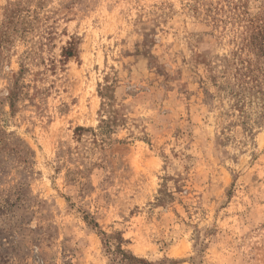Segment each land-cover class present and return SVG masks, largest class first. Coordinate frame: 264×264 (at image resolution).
<instances>
[{"label":"rangeland","instance_id":"374dc122","mask_svg":"<svg viewBox=\"0 0 264 264\" xmlns=\"http://www.w3.org/2000/svg\"><path fill=\"white\" fill-rule=\"evenodd\" d=\"M234 56L264 0H0V264H264Z\"/></svg>","mask_w":264,"mask_h":264},{"label":"trees","instance_id":"16d2710c","mask_svg":"<svg viewBox=\"0 0 264 264\" xmlns=\"http://www.w3.org/2000/svg\"><path fill=\"white\" fill-rule=\"evenodd\" d=\"M63 52L66 56L74 55V44L71 43L69 47L64 48ZM230 65L233 67L232 81L228 83L226 89L234 99V106L238 108L242 118H248L250 113L256 109L253 106L257 105L261 108L260 114L258 113L259 118L264 120V74L261 71V65L240 56H234ZM243 121L245 127L251 123L246 119Z\"/></svg>","mask_w":264,"mask_h":264}]
</instances>
